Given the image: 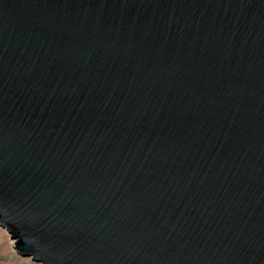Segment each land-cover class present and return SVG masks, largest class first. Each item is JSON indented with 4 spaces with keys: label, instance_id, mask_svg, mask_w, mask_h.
<instances>
[{
    "label": "water",
    "instance_id": "water-1",
    "mask_svg": "<svg viewBox=\"0 0 264 264\" xmlns=\"http://www.w3.org/2000/svg\"><path fill=\"white\" fill-rule=\"evenodd\" d=\"M0 227L46 264H264V0H0Z\"/></svg>",
    "mask_w": 264,
    "mask_h": 264
},
{
    "label": "rangeland",
    "instance_id": "rangeland-1",
    "mask_svg": "<svg viewBox=\"0 0 264 264\" xmlns=\"http://www.w3.org/2000/svg\"><path fill=\"white\" fill-rule=\"evenodd\" d=\"M14 242L7 230L0 227V264H46L20 255Z\"/></svg>",
    "mask_w": 264,
    "mask_h": 264
},
{
    "label": "bare ground",
    "instance_id": "bare-ground-1",
    "mask_svg": "<svg viewBox=\"0 0 264 264\" xmlns=\"http://www.w3.org/2000/svg\"><path fill=\"white\" fill-rule=\"evenodd\" d=\"M15 243V242H14Z\"/></svg>",
    "mask_w": 264,
    "mask_h": 264
}]
</instances>
